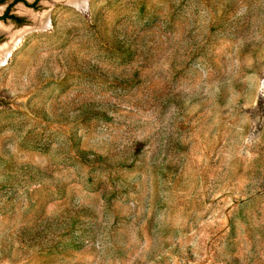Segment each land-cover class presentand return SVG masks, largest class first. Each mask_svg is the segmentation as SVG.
Returning <instances> with one entry per match:
<instances>
[{
	"label": "rangeland",
	"instance_id": "obj_1",
	"mask_svg": "<svg viewBox=\"0 0 264 264\" xmlns=\"http://www.w3.org/2000/svg\"><path fill=\"white\" fill-rule=\"evenodd\" d=\"M12 12L0 264H264V0Z\"/></svg>",
	"mask_w": 264,
	"mask_h": 264
},
{
	"label": "flooded vegetation",
	"instance_id": "obj_2",
	"mask_svg": "<svg viewBox=\"0 0 264 264\" xmlns=\"http://www.w3.org/2000/svg\"><path fill=\"white\" fill-rule=\"evenodd\" d=\"M19 1L21 0H0V5L5 4V6L3 7V12L0 14V19L4 21H10L12 24H16L19 26L25 23L24 18L12 12L13 6ZM23 1L28 7H31V6L35 7L38 5L40 0H34L33 2H29L27 0H23Z\"/></svg>",
	"mask_w": 264,
	"mask_h": 264
},
{
	"label": "bare ground",
	"instance_id": "obj_3",
	"mask_svg": "<svg viewBox=\"0 0 264 264\" xmlns=\"http://www.w3.org/2000/svg\"><path fill=\"white\" fill-rule=\"evenodd\" d=\"M83 2H84V0H83ZM76 4V3H75ZM42 16V15H41ZM44 18V19H43ZM43 20L42 21H44L43 22V24H44V26H46L47 24V15L45 16L44 14H43ZM30 28H25V29H22V31H20V32H27L28 30H29ZM19 34H21V33H19ZM20 36V35H19ZM18 36V37H19ZM17 37V38H18ZM17 40V39H16ZM18 40H20V39H18ZM8 44H10V41L7 43V44H5V45H3L1 48H0V65H2V64H4L5 62H6V60H7V58L9 57V55H10V53H11V49H12V47H11V45L10 46H6V45H8ZM13 45V44H12Z\"/></svg>",
	"mask_w": 264,
	"mask_h": 264
},
{
	"label": "water",
	"instance_id": "obj_4",
	"mask_svg": "<svg viewBox=\"0 0 264 264\" xmlns=\"http://www.w3.org/2000/svg\"><path fill=\"white\" fill-rule=\"evenodd\" d=\"M31 30V29H30Z\"/></svg>",
	"mask_w": 264,
	"mask_h": 264
}]
</instances>
